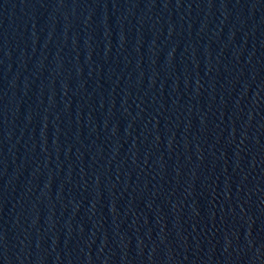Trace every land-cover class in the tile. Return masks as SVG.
<instances>
[{
  "label": "water",
  "instance_id": "water-1",
  "mask_svg": "<svg viewBox=\"0 0 264 264\" xmlns=\"http://www.w3.org/2000/svg\"><path fill=\"white\" fill-rule=\"evenodd\" d=\"M0 264H264V0H0Z\"/></svg>",
  "mask_w": 264,
  "mask_h": 264
}]
</instances>
